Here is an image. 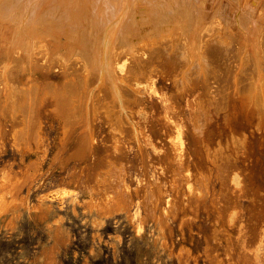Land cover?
<instances>
[{
  "label": "bare ground",
  "instance_id": "1",
  "mask_svg": "<svg viewBox=\"0 0 264 264\" xmlns=\"http://www.w3.org/2000/svg\"><path fill=\"white\" fill-rule=\"evenodd\" d=\"M54 66L61 68L59 82L48 77ZM158 76L171 78L176 89L173 99L163 104L161 118L145 105ZM189 94L188 132L196 142L194 150L186 143V110L179 103ZM48 102L63 123L64 136L79 125L74 154L83 160L98 149L95 122L103 118L110 125L112 145L99 156L94 187L104 198H92V204L108 211L135 208L137 215L143 209L164 221L210 200L222 220L215 221L222 222L221 237L230 241L232 228L239 227L241 197L255 199L239 173L249 133L236 128L234 121L242 117L264 130V0H0V147L10 134L18 150L40 148V109ZM220 113L228 131L214 138L210 123ZM143 116L147 124L160 120L168 146L158 153L162 164L132 188L124 143H133L146 162L150 139ZM30 169L23 178H30ZM215 177L221 184L217 192L212 188ZM22 181L25 185L28 179ZM16 182H3L0 214L8 199L16 200ZM218 236L215 233L216 240ZM233 252L225 260L214 250L206 251L212 264H231Z\"/></svg>",
  "mask_w": 264,
  "mask_h": 264
},
{
  "label": "rangeland",
  "instance_id": "2",
  "mask_svg": "<svg viewBox=\"0 0 264 264\" xmlns=\"http://www.w3.org/2000/svg\"><path fill=\"white\" fill-rule=\"evenodd\" d=\"M60 69L59 66L50 68L48 77L56 82L61 81ZM156 82L155 91L145 97L147 99L145 105L150 113L161 118L163 104L169 103V98L173 99L176 89L173 80L169 77L158 76ZM190 99H193V94L179 99V103L186 110L183 115L184 120L188 122L186 123L188 124L187 136L185 135L186 143L188 142L190 149L194 150L196 142L190 134L191 126L189 124L191 118ZM51 106V103L48 102L40 109L42 120L40 128L42 145L40 148L34 147L29 151L19 149V151L13 145L10 134H7L4 144L0 147V192L3 190V182L4 184L14 181L18 183L13 184L16 200L10 203L11 200L8 199V204L0 214V264H212L208 252L206 253L207 250H214L215 254L221 255L220 257L225 260L230 259L229 256L232 252H228L234 251L231 255V264H233L232 262L240 264V261L241 264H248V262H250L249 264H264V235H262L264 234L262 232L264 231V130L258 131L255 126L249 124L242 117L234 121L236 128L240 131L247 130L249 133L247 153L239 159L241 169L239 173L241 172L243 175H240L243 177L245 175L244 178L241 177L245 185L242 184L245 190L255 195V199L252 201L248 196L241 197L243 202L242 211H240L242 214L239 212L241 216L239 215L237 224L240 230H236L237 226L232 228L233 237L237 236L238 241L235 240L236 238L225 241L226 237H221L223 234L219 231L223 228L222 222L220 223L222 220L210 200L206 205L202 204L194 208L195 211L191 208L189 211L192 210V212L179 211L176 215L170 214L164 221H158L152 216L146 215L143 209L137 215L135 208L108 211L98 208L97 204H92V198H104L103 194L94 187H96L95 175L101 169L99 156L102 157L106 153V147L112 145L110 125L103 118H99L95 122L97 123L98 142L96 148L100 154L98 155L96 152L93 157L83 160L74 154L78 135L81 132L79 125L76 130L74 129L70 133L71 135L64 136L65 134H62L64 133L63 123L54 111L51 112L53 110V106ZM223 116V113L215 115L210 123L214 138L219 134L224 136L227 134L228 126L224 122ZM143 121L147 124L145 117ZM149 122L150 120H148L146 131H148L150 140L146 145L148 159L145 163L137 154L133 143H129V141L124 143L130 173H128L127 180L132 188H135L146 174H151L156 167L162 164L163 158L159 154H162V149L168 146L164 141V129L160 120H155L154 124ZM7 129L11 130L10 122L7 123ZM106 135L107 137H105ZM106 140H109V143ZM188 157L194 160L196 156L190 153ZM32 163L35 165L32 166ZM29 166L33 168L30 169V172L37 171V175L34 173L35 177L32 179L31 173L30 178H26L28 181H25L24 185L23 181L26 179L23 176L26 177L25 173ZM20 181L24 186L19 183ZM213 183L212 188L217 192L221 184L216 177ZM15 187H21L18 193L16 192L18 189ZM63 188H67L66 193ZM168 189L166 199L170 198L171 192L169 191L171 190ZM164 205L162 203L163 207H165ZM6 208L7 210H5ZM141 215L144 216L143 220ZM182 217H185L184 220L182 219L185 223L181 221ZM217 218H220L219 222H215L218 220ZM244 224H247L249 228L247 229ZM250 228L254 230L251 229V231ZM259 229L262 233H259ZM215 233L220 234L217 240L214 237ZM242 235L243 237L247 236L246 241L244 240L246 237L243 238ZM251 239H253L252 244L258 239L259 245L253 246L250 243ZM220 242L221 245H219ZM206 245L211 249H207ZM184 246L189 249L184 251L187 249ZM225 249L228 252H225ZM235 249L239 253L244 251L243 255L240 254L241 257L243 256L241 260ZM233 259L234 261H232Z\"/></svg>",
  "mask_w": 264,
  "mask_h": 264
}]
</instances>
